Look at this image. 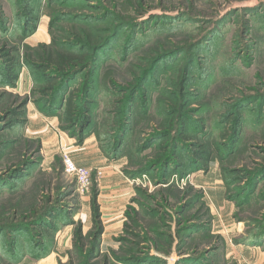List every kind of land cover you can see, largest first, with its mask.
Listing matches in <instances>:
<instances>
[{"label":"rangeland","instance_id":"1","mask_svg":"<svg viewBox=\"0 0 264 264\" xmlns=\"http://www.w3.org/2000/svg\"><path fill=\"white\" fill-rule=\"evenodd\" d=\"M26 4L33 22H24ZM1 24L0 45L18 48L21 69L13 88L0 72V264L264 262L257 254L264 252V0H0ZM55 41V49L81 51L90 62L72 86L91 77L102 91L84 142L79 125L65 129L61 115L48 117L55 123L46 135L30 132L27 120L1 129L6 107L26 104L28 117L38 110L43 85L26 62ZM132 77L148 80L117 150L123 124L107 119L106 89ZM181 115L198 140L228 143L233 132L223 162L215 157L205 170L188 158ZM57 129L75 140L67 145L73 152L83 156L90 139L111 165L84 195L48 143ZM136 174L148 179L132 183Z\"/></svg>","mask_w":264,"mask_h":264},{"label":"trees","instance_id":"2","mask_svg":"<svg viewBox=\"0 0 264 264\" xmlns=\"http://www.w3.org/2000/svg\"><path fill=\"white\" fill-rule=\"evenodd\" d=\"M24 22H27V19H30L33 22L36 19V14L33 8L28 7L27 4L23 11ZM4 24V22L2 23ZM0 26H3V25ZM57 42L51 43V45H43L42 49H39L36 53V57L27 60L26 65L29 66L32 71H36L39 75V78L42 82V85L39 89L40 100L34 99L38 110L40 113L44 114L47 117L53 115H61L65 125V129H71L79 125V142H84L90 130V126L93 123L92 115L94 114V109L98 105V95H101L102 91L97 80H93L91 77L87 78V83L84 85H78L76 87L72 86L73 81L79 76L82 71L86 70L89 66L88 58L81 54V51L75 52V54H69L63 50H57ZM84 47H88L89 50H93L94 46H91L89 43L81 44ZM106 46V45H105ZM102 47V46H101ZM97 54L93 57V62L97 65L99 61V47H96ZM16 46H10L7 43L0 45V58L1 65L0 72L3 74V77L6 80V83L10 87H16L17 81L20 75L21 61ZM91 61V60H90ZM157 66V65H156ZM156 69V68H155ZM187 71L182 69L179 78V89L184 86ZM138 77H132V80L127 82L126 87H121L115 82L110 81V85L113 87L106 89L110 95L111 99L109 100L111 104V111L107 112V119H111L114 124L123 126L120 128L118 135L113 137L116 139L117 150L122 148L128 131L130 130L131 121L134 120L135 110L133 109L135 95L139 93V88L141 87L148 79H141ZM96 81V82H95ZM139 81H142L141 83ZM100 83V82H99ZM129 83V84H128ZM97 84V85H96ZM132 93L133 95L128 98V94ZM125 96V99H124ZM182 94L178 97V102H182ZM29 101H27L28 103ZM26 104H22L20 107L17 105H11L4 109L5 116L1 117V121H4V128H13L19 123H25L28 121V111L25 109ZM126 117V120L124 119ZM180 119V137L184 138L186 141H189L190 150L188 151V158L195 164L198 165V169H208L209 164L212 160L217 157L223 162V151L228 150L231 147V135H228V143L226 141H216V142H206L203 140H198L189 134V120L184 115H181ZM110 117V118H109ZM25 121V122H24ZM172 122H169V126ZM240 123L236 122L234 130H239ZM234 131V132H235ZM225 136V133L222 135ZM205 139V138H204ZM237 139V138H236ZM161 149L164 151L171 150V147L161 146ZM105 151V149L103 148ZM105 153H107L105 151ZM221 153V154H220ZM175 155V154H174ZM196 165V166H197ZM147 171V170H146ZM137 176H132V179L139 178L143 176L142 174H136ZM94 185V183H93ZM92 185V186H93ZM92 188V187H91ZM92 209L95 215V218L99 216V208L97 206L96 199L93 198ZM51 219L53 223L54 219ZM53 229V225L49 226ZM75 237L77 239H83V232L81 228L75 230Z\"/></svg>","mask_w":264,"mask_h":264},{"label":"crops","instance_id":"3","mask_svg":"<svg viewBox=\"0 0 264 264\" xmlns=\"http://www.w3.org/2000/svg\"><path fill=\"white\" fill-rule=\"evenodd\" d=\"M26 83L27 82H25V86H26ZM19 85H20V81H19ZM27 87H30V84ZM28 118L29 119H28L27 124H28L29 131L32 133H37L36 135H38V136H40L41 134L46 135L47 131H49L46 129L48 127V124L50 125V124L55 123L54 118L51 121L50 118L44 116L38 110H35V108H29V117ZM45 126H46V128H45ZM31 129H33V130H31ZM45 130H47V131H45ZM53 132H55L56 136L53 135V137L50 140H48V143L52 147L57 146V148L59 149L61 144L69 145V144L74 143V141H75L73 138H70V137L67 138L65 135L61 134V132H59L58 129H57V131L53 130ZM89 140L90 139H88V141ZM88 141H86L85 144L82 146V148L84 149L83 153H82L83 156L78 154L77 151L73 152V150H71L68 147L71 151L72 157L76 161H79V163H81L80 165L88 166L91 168H101V169L110 168V166H111L110 163L108 162L107 158H105V156L103 154H101V151L98 148L97 144L91 143L92 145H88ZM111 173L112 172H107V171L105 173V175H106L105 181L108 183L111 182V178H108L109 176H111L110 175ZM110 184H112V183H110ZM111 187H113V188H111V190H112V193H114V190H115L114 185L112 184ZM247 249H250V250H248L250 254L256 253V250H254L255 247H253V248L247 247ZM257 254L259 256H261V255H264V252H258ZM261 260H264V258ZM258 262L253 261V263L248 262L247 264H257ZM260 264H264V262H262Z\"/></svg>","mask_w":264,"mask_h":264},{"label":"built area","instance_id":"4","mask_svg":"<svg viewBox=\"0 0 264 264\" xmlns=\"http://www.w3.org/2000/svg\"><path fill=\"white\" fill-rule=\"evenodd\" d=\"M59 153L63 158L65 172L76 178L77 192L81 195L88 193L93 185V177H101L104 173L103 169L77 164L71 155L70 149L65 144L60 145ZM146 179H148V177L144 174L142 178L132 179V183H144Z\"/></svg>","mask_w":264,"mask_h":264}]
</instances>
